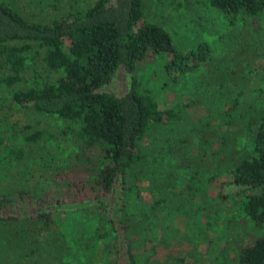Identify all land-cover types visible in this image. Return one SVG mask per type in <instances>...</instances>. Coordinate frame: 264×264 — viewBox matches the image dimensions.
<instances>
[{
	"label": "trees",
	"instance_id": "trees-1",
	"mask_svg": "<svg viewBox=\"0 0 264 264\" xmlns=\"http://www.w3.org/2000/svg\"><path fill=\"white\" fill-rule=\"evenodd\" d=\"M155 1L188 27L196 9L190 30L204 37L178 48L142 0H62L68 11L44 22L0 0V85L17 106L63 122L77 162L42 193H0V224L13 225L6 249L17 250L8 264H195L178 250L185 236L205 244L208 264H264V98L233 119L256 70L264 96V0ZM199 9L222 27L213 42ZM31 51L52 77L14 88ZM226 203L245 226L232 234L220 227L233 216L210 210ZM71 212L94 228L68 227ZM207 230L214 239H200ZM161 248L169 255L152 262Z\"/></svg>",
	"mask_w": 264,
	"mask_h": 264
},
{
	"label": "rangeland",
	"instance_id": "rangeland-1",
	"mask_svg": "<svg viewBox=\"0 0 264 264\" xmlns=\"http://www.w3.org/2000/svg\"><path fill=\"white\" fill-rule=\"evenodd\" d=\"M3 1L10 5L24 18L41 22L47 21L50 18L58 17L64 13L65 10L68 11L69 9L66 2L62 3V0L60 1L61 3H59V7L52 5V0ZM142 9L144 16L147 19L158 21L167 29L171 35L173 43L180 49L195 44L198 40L204 37V35H201V32L197 34L190 30L194 28L197 29L196 23L194 22L196 18L195 15H197L196 9L190 14L192 22H189V27L188 25H184L181 21H178L179 18H177V12H174L172 7L165 6L159 1L142 0ZM199 11L202 14H206L204 27L205 29H208L210 33L207 36V40L213 42L215 39L213 35L218 34L222 30H220L222 27L207 11L203 9H199ZM262 35V39L257 41L260 43L258 47L262 46L261 43L264 44V32ZM29 57L31 60L27 61L28 65L23 73V82H20L14 86V88H22L30 83L41 82L47 77H52L51 72L48 73L45 71L40 56L37 53L34 54L31 51ZM257 71L258 70L242 80L241 85L243 95L233 115L235 121L238 122L237 119L240 120L238 123L242 122L243 116L247 115L250 109L254 107L255 102L263 100L264 98L262 91L260 93L257 92L261 85ZM9 90L10 88L7 89L0 85V193L12 194L19 189L42 193L44 190L49 189L48 187L51 182V176L56 171H58L63 165L71 164L76 161V150L73 148V145L71 146V143L69 142L70 139H64L60 135L59 127L64 126L63 122H60L53 116L17 106L10 99ZM31 133H39L40 137L25 139ZM69 147L71 148L69 149ZM19 152L21 154L20 157L18 156ZM88 155L90 157L94 156L93 153ZM60 183L58 181L54 183L58 185L56 188L61 189L62 184ZM51 184L53 185V182H51ZM215 188V182L209 184L208 193L214 195ZM61 194L65 199H70L73 195V193L65 190H62ZM85 195L86 193L83 194V196ZM81 198L82 197H76L77 200ZM214 208L215 207H212L210 209L212 211L211 213H215L216 211L217 213L220 212L233 216L231 217V220L226 221V219H223L221 222L220 228L223 232L228 230L229 233L232 234V231H235L238 226L241 228L245 227L242 224L238 225L241 221L234 217V204L226 203L223 206L215 208V210ZM67 215L68 220L70 221L68 222V227L79 224L85 229L91 230L95 226V224H93V218L72 212ZM183 219L184 217L180 216L181 225L184 224ZM12 229L13 225L0 224V264H8L10 259L16 257L13 255V253L17 251L16 246L13 245L7 252V243L4 242V239L7 240L9 237L11 239ZM207 231V236L205 235L203 237L202 234H198L200 235V239H214L216 231ZM196 243V241H190L187 236H185V238L182 237L181 244L178 245V250H182L183 252L187 251L186 255L190 253L192 258L189 260H196V262H194L195 264H208V262H211L210 256H206V253L204 252L205 244L199 243L197 248V245L195 246ZM23 249L26 251L25 247ZM165 253L169 255L167 248L157 250L154 253V257L152 256L151 261L162 260Z\"/></svg>",
	"mask_w": 264,
	"mask_h": 264
}]
</instances>
